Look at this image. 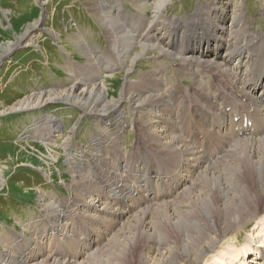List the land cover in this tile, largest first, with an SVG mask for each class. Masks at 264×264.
<instances>
[{"label": "bare ground", "instance_id": "6f19581e", "mask_svg": "<svg viewBox=\"0 0 264 264\" xmlns=\"http://www.w3.org/2000/svg\"><path fill=\"white\" fill-rule=\"evenodd\" d=\"M113 1L96 10L109 28L102 64L91 52L86 67L74 66L80 74L70 89L10 108L80 105L100 129L89 145L95 154L82 147L81 161L73 139L63 143L69 196L40 192L41 216L0 236V264H248L253 257L264 264V248L254 245L264 234V33L252 31L232 0L210 3L185 23L162 17L171 0H154L153 18L125 16ZM38 22L0 57L32 43ZM137 58H151L153 70H136ZM122 69L121 96L110 100L105 78ZM186 77L192 85L183 86ZM55 119L41 131L35 124L48 154L32 155L48 166L62 154L50 147L61 138ZM131 126L137 139L126 152ZM250 227L252 237L231 251Z\"/></svg>", "mask_w": 264, "mask_h": 264}, {"label": "rangeland", "instance_id": "374dc122", "mask_svg": "<svg viewBox=\"0 0 264 264\" xmlns=\"http://www.w3.org/2000/svg\"><path fill=\"white\" fill-rule=\"evenodd\" d=\"M216 1L171 0L162 17L164 20H184L185 23L197 17L198 12L206 5ZM40 3L44 5L41 6ZM104 3L105 0H0V48L15 42L26 33L29 26L42 18L37 29L31 32L30 39L33 42L29 45L24 42L20 46L22 48L15 50L0 67V173L2 172L5 180L0 189V236L9 230L14 232L13 228L20 230L19 222L30 223L41 216L37 201L40 192L55 194L59 198L69 196L65 183H69L71 172L68 164L64 165L67 150L63 147L67 138L73 139L74 148L71 152L75 154L77 161H81L85 153L90 156L95 154L89 145L93 141V134L98 135L96 129H100V126L95 123L96 117L85 113L80 105L58 101L29 111L9 115L5 113L26 98L49 91L70 89L76 83L74 77L80 74L74 66L82 64L86 67L91 52L97 58L95 65L102 64L101 59L104 57L101 53L108 48L110 41L107 35L109 28L103 23V19L98 18L96 10L103 8ZM153 3L154 0H149L141 7L135 0H117L116 3L113 1V10L125 11V16L141 17L146 14L153 18ZM230 5L233 8L243 6L251 21L252 31L264 33V0H232ZM41 8L43 13L46 12L44 17ZM53 33H57L58 38ZM149 59L137 58L133 67L140 72L151 71L153 67L149 65ZM127 76V70L122 69L116 70L115 76L105 78L110 100L120 98ZM186 78L188 80L183 86L192 85L191 78ZM181 87L182 85L179 86ZM43 116L56 118L63 124L60 127L61 138L56 144L50 145L53 151L62 153L59 154L61 159L57 163L52 162L50 166L32 155L38 153L40 156V152L48 154V148L36 139L37 121L40 131L50 126L47 123L49 119L42 121ZM30 133L33 134L32 137H29ZM135 139L137 135L134 127H128L122 139L126 152L135 148ZM82 147L85 148V153L82 152ZM45 173L51 175L52 180ZM252 234L251 227L241 231L240 240L233 241L231 251L242 249L245 240L252 237ZM256 244L262 246L261 249L264 248V234L257 239L254 245ZM1 245L0 242V251L3 249ZM136 257H140V254L136 253ZM209 264L226 262L222 263L219 258H215ZM248 264H261V260L255 261L253 257Z\"/></svg>", "mask_w": 264, "mask_h": 264}, {"label": "water", "instance_id": "95a60500", "mask_svg": "<svg viewBox=\"0 0 264 264\" xmlns=\"http://www.w3.org/2000/svg\"><path fill=\"white\" fill-rule=\"evenodd\" d=\"M7 57H8V56H7ZM5 58H6V57H5ZM5 58H3L2 61H3Z\"/></svg>", "mask_w": 264, "mask_h": 264}]
</instances>
